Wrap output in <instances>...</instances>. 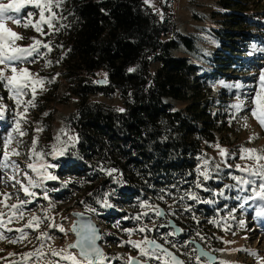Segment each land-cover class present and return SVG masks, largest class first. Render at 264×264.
Masks as SVG:
<instances>
[{
    "label": "rangeland",
    "instance_id": "374dc122",
    "mask_svg": "<svg viewBox=\"0 0 264 264\" xmlns=\"http://www.w3.org/2000/svg\"><path fill=\"white\" fill-rule=\"evenodd\" d=\"M159 1L152 0L155 9L159 8ZM244 2L247 4H243L242 9L225 5V0H176L175 3L177 31L192 36L196 40L197 46L195 45L193 50L179 47L173 51V54L188 56L195 63L201 64L205 56L211 58L215 53L226 59L224 61L215 59L216 63H228L227 66L219 70L223 73L222 75L216 74L224 77L216 84L211 83L210 76L206 72L199 71L197 73V75H201L198 79L200 93L209 100L207 108L212 113L219 108L218 116L220 118L226 117L225 120L220 121L221 123L218 121L216 124L219 128L214 129L215 143L210 144L208 148L205 145L202 146V154L196 160V165L193 168L196 182V169L202 166L204 159L209 161L208 168L215 185L213 189L216 193L214 200L219 203L215 209V214L209 216L196 214L191 209V206L199 201L205 202L206 200L208 205L213 203V199L202 198L201 192L198 191L200 188H196L195 184L190 188H185L184 193L185 195L194 193L198 196V200L188 198L187 195L179 200H171L166 197L158 199L149 195L150 198L146 200L126 205L121 204L120 200L117 199L120 196L116 192V187L107 182L108 177L111 176L108 171L100 173L96 179L88 178L85 175L84 177H76L70 174H62L60 170L64 168L63 164L68 162L69 158L66 155L70 153L69 149L77 145L78 138L75 129L71 126L70 116L76 110L78 98L66 88L63 76L64 59H61L63 50L58 44L57 32L42 36L31 27L25 29L10 21L6 22L8 28L24 37V39L17 41L20 46L31 44L33 37L44 43L51 41L52 51L48 52L46 57H38L36 63H25L20 67L28 68L32 74H38L45 81L53 77H55V81L53 83L45 82L43 85L37 86L36 106L29 108L26 113L27 122H21L20 125L26 133L23 137L13 132L17 119L16 112L23 111V107L17 109L15 102L9 98L7 89L0 85V104L4 105V110L0 114V157L3 155L4 138L12 133L14 136L12 147H17L16 141H22L17 149L21 154L10 158L21 169L19 178L27 184L23 177V172L27 171L29 175L39 179L35 173L27 168L28 163L36 162L35 157L29 159L32 141L33 138H36L35 150L42 153L40 162L51 166L47 171L56 179L45 180L42 187L30 189L36 193L34 198H30L26 197L23 191H18L19 185L13 187L14 181L8 180V176L14 174L11 169L0 170V201L3 202L0 203V213L5 214L3 217L5 221L8 220L10 214V209L5 205L17 203L18 199L32 200L23 209V219H13L5 228L0 229V232L4 233V236L0 237V264H56V262L67 264V262L60 261L59 256H53L52 251L59 252L64 249L69 240L73 239L69 230L70 216L68 214L72 208L90 209L94 218L104 223L105 230L110 236L106 237L104 241L105 256L107 257L104 264H127L129 257H137L145 261L147 258L140 255L139 249L133 248L130 243H126L127 241H142L145 238L161 242L178 254L187 264H197L195 260L197 254L193 252L195 248L189 242L190 240L201 243L203 248L216 254L217 261L215 264H221L222 261L225 264H264V216H257L256 214L262 202L249 200L243 208L240 207L244 202L237 197L250 195L252 188L245 185L247 190L241 193L236 187L237 181L232 178L237 176L255 179L237 169V165L244 168L246 166L254 167L257 163L254 159H241L242 148L255 149L256 154L264 155V128L252 115V109L255 107L252 103L253 98L257 92L264 94V88L261 87L264 83L261 80V74L264 73V38L262 37L264 36V28L258 32L254 29L256 33L262 36H252V43L248 42L251 36L247 34L232 35L233 37L230 39L223 34L221 35L223 29H230L232 23H234L235 30H240L239 22L230 20L238 16V13L248 14L250 17H257L261 14L260 16L264 17V0H244ZM28 11L36 12L32 17L33 21L39 19L38 11L32 6H28L19 14L22 22H27ZM55 11L58 13V19L63 17V19H59L57 26L66 24L69 19L68 0H65L61 8L55 9ZM213 29H218L220 33L216 34L217 36L212 35ZM44 32H49L47 25L44 26ZM233 38H236L238 44L228 42L232 41ZM225 41L230 43L229 45L238 46L234 49H241L232 50V53L246 57L245 62L236 60L242 67L230 63V58L218 51V49L229 50L228 47L222 45ZM41 52H47V49L41 48ZM210 58H206V60ZM45 60L52 61V65L45 67ZM155 66V64L152 65V67ZM226 73L228 76L225 75ZM237 84L240 85L239 88L235 87ZM41 88L46 90L41 91ZM30 98L31 92L29 91L23 100L27 101ZM100 98L107 103L118 104L119 107L121 105L117 98ZM174 104L180 105L178 102H174ZM236 104H241L242 107L237 110L233 107ZM37 128L43 130L38 132ZM61 129H64V133H61ZM58 135L60 136L59 141L56 139ZM69 136L76 137V141L69 142ZM64 142H68L67 150L62 155H53L54 146L57 149L64 147ZM220 148L227 152L226 156L220 155ZM244 155L247 157L248 154ZM259 163L264 164V160L259 161ZM37 166H39V162ZM200 179L202 180V177ZM210 179L202 180V189L207 190L206 187ZM72 181H76L78 185L84 188L69 186L67 188L70 192L64 193V187ZM93 189L97 191V195ZM88 192L95 196L99 206L82 204L85 201L83 197ZM4 193L12 194L11 199H5ZM45 194L47 199L44 198ZM61 194L66 195L62 197ZM105 202L110 207H105ZM141 205L145 206L142 207ZM155 208H159L165 213L162 219H158L156 216ZM110 210L112 213H116L115 210L123 211V213L107 215ZM145 213L146 215H144ZM32 216L40 217L42 222L38 227L34 223L32 228H24ZM137 216L140 217L139 220L136 219ZM121 219L129 220V222L125 224ZM169 220H172L180 228L178 235L168 236V240L176 244L175 248L163 240L165 235L173 232V228L163 227L164 224H168ZM49 225H53V227H49ZM141 227L151 229V231L140 232ZM7 228H11L13 231L8 232ZM21 228L27 235L22 237L19 242L11 243L10 240L20 236V233L16 232L15 229ZM60 228H63L64 231H60ZM42 232L47 233V237L42 240L37 239ZM227 241L231 243H226ZM222 249L224 251H221ZM232 249L242 250L231 251ZM249 251L256 252L258 257L250 255ZM71 252L75 255L74 251ZM26 253H36V255L25 258ZM149 262L159 264L155 260H149ZM200 264L210 263L204 258H200Z\"/></svg>",
    "mask_w": 264,
    "mask_h": 264
},
{
    "label": "trees",
    "instance_id": "16d2710c",
    "mask_svg": "<svg viewBox=\"0 0 264 264\" xmlns=\"http://www.w3.org/2000/svg\"><path fill=\"white\" fill-rule=\"evenodd\" d=\"M175 3L160 0L155 9L144 0H68L69 19L57 32L66 88L78 98L70 119L79 140L77 154L66 155L68 162L60 172L96 179L100 173L115 169L107 182L116 187L117 199L125 202H141L149 195L171 200L186 196L184 189L195 184L193 168L202 146L208 148L215 143L216 124L226 119L218 116L219 108L213 113L207 108L209 100L200 93L201 75L197 73L206 72L216 84L224 78L216 74L222 75L219 70L228 63H216L215 59H226L215 53L213 57L210 54L212 59L204 55L201 64L173 54L179 47L193 50L196 45L192 36L177 31ZM243 4L247 2L225 0V5L239 9ZM260 15L238 13L230 20L238 21L240 30H235L232 23L221 35L230 39L247 34L250 43L252 36H262L256 33L264 28ZM218 33L213 29L211 34ZM236 41L233 38L228 42ZM229 44H222L229 50L218 51L226 54L230 63L242 67L236 60L245 62L246 57L232 53L241 49ZM129 68L134 71L129 72ZM116 91L122 107L91 98H109ZM69 186L84 188L72 181L66 184L64 193L70 192ZM214 187L211 178L207 190L198 189L202 198L213 199V203L208 205L205 200L192 205L196 214H215L219 203L214 200ZM84 198L83 205L99 206L94 195L85 194ZM116 213L110 210L107 215Z\"/></svg>",
    "mask_w": 264,
    "mask_h": 264
},
{
    "label": "snow or ice",
    "instance_id": "6c2138e0",
    "mask_svg": "<svg viewBox=\"0 0 264 264\" xmlns=\"http://www.w3.org/2000/svg\"><path fill=\"white\" fill-rule=\"evenodd\" d=\"M65 3V0H0V85H3L5 89H7L9 93V98L15 102L16 108L20 109L23 107V111L16 112V122L13 132L23 137L26 133L21 129V122L26 123V113L29 108H34L35 99L37 95V86L43 85L45 82L53 83L55 81V77L50 80L45 81L44 78L39 77L38 74L34 75L30 72V70L26 67H20V65L25 63H36L38 57H46L48 52L52 51L51 41L44 43L43 41L31 38L32 43L27 46H20L17 44V41L24 39L20 34L11 30L6 26V22H12L18 26H22L25 29L33 28L40 35H50L52 33L59 32L61 27L65 25L57 24L59 23V19H63V17H59L58 13L55 9L61 8V6ZM144 3L154 8L152 4V0H144ZM32 6L36 11H38L39 19L33 21L32 17L36 14L34 11H28L27 22H22L21 18H19V14L28 7ZM158 11V10H157ZM16 14V15H12ZM162 16V14H161ZM47 25L49 32H44V26ZM41 48L47 49V52H41ZM63 59V57H61ZM59 63V61H57ZM52 65V61L45 60V67H49ZM129 72L134 71V69L129 68ZM10 73V74H9ZM57 75H59L57 73ZM261 80L264 81V73L261 74ZM106 82V81H104ZM235 87L239 88L240 85H235ZM264 88V83L261 85ZM46 89L41 88V91ZM31 92V98L27 101L23 100V97ZM252 103L255 107L252 109L253 117L258 121L260 126L264 128V94L261 92H257L256 96L253 98ZM235 107L239 110L242 105L236 104ZM4 110V105L0 104V114H2ZM119 111H123V109H119ZM43 129L37 128V131H42ZM61 133H64V129H61ZM56 139L59 141L60 136L58 135ZM76 137L69 136V142H75ZM14 140V136L12 133L4 138L3 141V155L0 157V170L11 169L14 173L13 175L8 176V180L14 181L13 187L15 185H19L18 191H23L26 197L34 198L36 193L34 191H30V189L42 187L43 181L45 180H55L56 177L48 173L47 169L51 167L45 163L40 162L42 160V153L37 152L35 150V146L37 144L36 138H33L32 148L30 150L29 159L31 160L33 157L36 158V162L28 163L27 168L31 170L32 173H35L36 177L29 175L27 171L23 172V177L27 181V184L23 183L19 178L21 173V169L19 165L11 160V156H19L21 153L17 150L22 141H16L17 147H12V142ZM68 147V142H64V147L53 148V155L60 154L62 155ZM219 147V146H217ZM220 155L226 156L227 152L220 148ZM241 159H254L257 163L254 167H244L241 168L240 165H237V169L247 173L248 177H254L255 179L245 178V177H237L233 176L232 178L237 181V189L239 192L243 193L247 189L244 187L245 185L251 186L252 191L248 196H238L237 199L243 200L244 203L240 205V207H244L249 200L252 201H260L262 202L260 205V209L257 211V216H264V164H260L259 161L264 160V155L256 154L255 149H241ZM244 154H248L245 157ZM39 162V166H37ZM209 161L207 159L203 160L202 166L196 169L197 172V181L195 182L196 188L202 187V180L207 181L211 178V173L208 168ZM203 169V170H202ZM115 169H111L108 171V174L111 175ZM202 177V180L200 179ZM259 180V183H257ZM5 199H11V195L9 193L3 194ZM188 198L193 200H198V196L194 193H187ZM45 199H47V195L45 194ZM31 199L19 200L17 203L11 205H5V207L10 209V214L8 216V220H4V213H0V229L6 227L8 223H11L13 219H23L24 218V207L31 203ZM0 203H3L0 201ZM105 207H110L106 202L104 204ZM144 207L145 205H141ZM150 207V206H149ZM157 217L163 216L165 213L159 209H154ZM79 215V214H77ZM146 215V213L144 214ZM137 220L140 219L139 216L136 217ZM41 218L38 216H32L28 223L24 225V228H32L33 224L38 227L41 223ZM215 223V222H213ZM49 227H53V225H49ZM58 227V226H57ZM60 231H64L63 228L59 229ZM8 232H12L13 229L7 228ZM16 232L20 233V236L16 237L13 240H10L11 243H17L20 239L27 235L23 228L15 229ZM73 231L76 232L78 239L75 243L68 245L66 248L61 249L59 252L53 250V256H59L60 261L67 262V264H104L107 257L97 246L96 241L99 239L97 235V230L90 223L81 225L79 230L73 227ZM140 232L151 231V229H146L145 227H141L139 229ZM179 230L174 229L173 232H169L167 235L163 237V240L166 244H171L172 247H176V244L172 243L168 240V236L176 234ZM47 233H41L37 239H43L47 237ZM199 235V233H197ZM4 233L0 232V237H3ZM203 239V237H201ZM126 243L132 244L133 248L139 249L140 255L142 257H146L144 264H148L149 260L158 261L159 264H186V262L179 258V256L175 255L173 252L169 251L168 248L164 247L162 244H159L154 239L145 238L142 241L134 242L127 241ZM226 243H231L227 241ZM143 245V247H141ZM186 246V245H185ZM69 249H76L77 252L74 255ZM179 251V249H177ZM242 249H232L231 251H241ZM198 251L197 249H193V252ZM221 251H224L223 249ZM249 254L258 257V254L254 251H249ZM36 255V253H26L25 258ZM207 253L201 252L199 255L195 256V260L197 264H200V257L206 256ZM59 264V262H56ZM127 264H141L140 260L129 257ZM221 264H225V262H221Z\"/></svg>",
    "mask_w": 264,
    "mask_h": 264
},
{
    "label": "water",
    "instance_id": "95a60500",
    "mask_svg": "<svg viewBox=\"0 0 264 264\" xmlns=\"http://www.w3.org/2000/svg\"><path fill=\"white\" fill-rule=\"evenodd\" d=\"M68 214L70 216L69 230L73 236V239L69 240L64 248H66L70 244L75 243V241L78 239L76 232L73 231V227H75L77 230H79L81 225L90 223L91 225H93L95 227V229L97 230V235L99 236V239L96 241L97 246L100 247V249L103 251L104 254H106V251L102 245L103 229L101 228L100 224L94 219L93 215L87 210L77 209V208L70 209L68 211ZM77 214H79V215H77ZM162 218H163V216L158 217V219H162ZM163 227H171V228H173V230L174 229L179 230L178 232H176L175 235H178L180 233V228L177 225H175L172 220H169L168 224H164ZM156 242L159 244H162L158 241H156ZM189 242L192 243L194 245L195 249L198 250V251H196L197 255H199L201 252L207 253L206 256H201L200 258H205V259H207V261L210 264H215L216 254H214V253L208 251L207 249L203 248L202 244L197 242V241L190 240ZM163 246L166 247L165 245H163ZM166 248H168V247H166ZM168 250L173 252L175 255L179 256L174 251H172L170 248H168ZM69 251H74L75 254L77 252L76 249H69ZM134 258L140 260L137 257H134ZM179 258L182 259L180 256H179ZM140 262H141V264H144L143 260H140ZM148 264H151V263L148 261Z\"/></svg>",
    "mask_w": 264,
    "mask_h": 264
},
{
    "label": "built area",
    "instance_id": "2783aa9c",
    "mask_svg": "<svg viewBox=\"0 0 264 264\" xmlns=\"http://www.w3.org/2000/svg\"><path fill=\"white\" fill-rule=\"evenodd\" d=\"M118 91H116L115 93H114V95L113 96H111V97H109L108 99H113V98H117L118 99ZM91 98H96L97 100H100L102 103H107V102H105V100H103V99H101L100 98V96H97V95H92L91 96ZM103 98H106V97H103ZM111 103V102H110ZM113 104V103H112ZM78 140H77V145L76 146H74V147H71L70 149H69V152L72 154V155H74V154H77V152H78ZM143 193V192H142ZM87 195H90V192H88V193H86ZM84 198V197H83ZM84 200H85V198H84ZM120 202H121V204H133L134 202H125V201H122V200H120ZM84 210H87V211H89L92 215H93V217H94V214H93V212L90 210V209H87V208H85ZM99 224H100V226H101V228L103 229V240H102V245H103V247H104V249H105V251H106V247L104 246V241H105V238L106 237H110V236H108V233H107V231L105 230V225H104V223L103 222H100V221H98L96 218H94ZM175 236V235H174Z\"/></svg>",
    "mask_w": 264,
    "mask_h": 264
}]
</instances>
